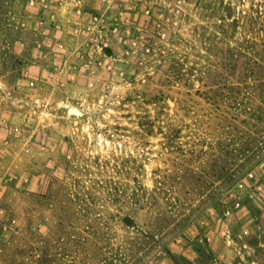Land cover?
Segmentation results:
<instances>
[{
	"label": "rangeland",
	"instance_id": "1",
	"mask_svg": "<svg viewBox=\"0 0 264 264\" xmlns=\"http://www.w3.org/2000/svg\"><path fill=\"white\" fill-rule=\"evenodd\" d=\"M261 3L0 0V264H264Z\"/></svg>",
	"mask_w": 264,
	"mask_h": 264
},
{
	"label": "trees",
	"instance_id": "2",
	"mask_svg": "<svg viewBox=\"0 0 264 264\" xmlns=\"http://www.w3.org/2000/svg\"><path fill=\"white\" fill-rule=\"evenodd\" d=\"M242 19L246 21V23L240 25V28L245 29L244 32H251V33L255 32L264 35V0H262L259 10L257 11L253 10L252 14L242 16ZM230 27H237L236 22L231 24ZM255 64L258 66V63ZM254 67L256 66H253L250 70H251V74L252 75L254 74L253 76L255 77L257 74L254 73L256 69Z\"/></svg>",
	"mask_w": 264,
	"mask_h": 264
}]
</instances>
